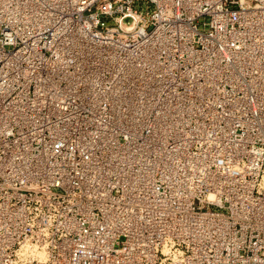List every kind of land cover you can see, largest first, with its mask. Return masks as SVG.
<instances>
[{
	"label": "built area",
	"instance_id": "2783aa9c",
	"mask_svg": "<svg viewBox=\"0 0 264 264\" xmlns=\"http://www.w3.org/2000/svg\"><path fill=\"white\" fill-rule=\"evenodd\" d=\"M0 264H264V0H0Z\"/></svg>",
	"mask_w": 264,
	"mask_h": 264
}]
</instances>
